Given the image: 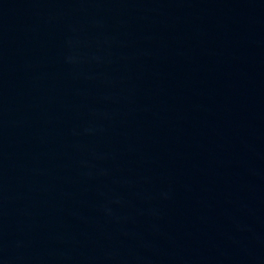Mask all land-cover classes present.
I'll return each mask as SVG.
<instances>
[{"label": "water", "instance_id": "obj_1", "mask_svg": "<svg viewBox=\"0 0 264 264\" xmlns=\"http://www.w3.org/2000/svg\"><path fill=\"white\" fill-rule=\"evenodd\" d=\"M0 264H264V0H0Z\"/></svg>", "mask_w": 264, "mask_h": 264}]
</instances>
